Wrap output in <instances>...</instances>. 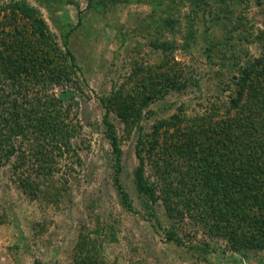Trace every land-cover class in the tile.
<instances>
[{
    "label": "rangeland",
    "instance_id": "1",
    "mask_svg": "<svg viewBox=\"0 0 264 264\" xmlns=\"http://www.w3.org/2000/svg\"><path fill=\"white\" fill-rule=\"evenodd\" d=\"M28 1L40 10L61 50L65 49V38L75 57L77 70L70 81L51 85L44 92L41 89L40 97L42 100L44 95L58 98L61 93L67 94L61 109L74 128L69 141L78 160L71 152L62 158L53 156L49 160L50 174H39L34 170L38 162L32 155V141H24L21 147L27 163L19 171L23 170V176L30 173V179L38 177L39 182H45L40 186L42 192L33 198H28L13 182L11 165L17 164L16 158L0 166L3 217L0 219V264H71L81 235L95 243L102 264H264V250L230 252L226 240L206 234L207 228L185 211L181 220L168 218L162 200L146 202L138 196L132 175L139 163L135 144L140 136L144 176L157 183L155 194L160 195L162 177L157 176L154 164H162L163 154L161 147L148 148L152 127L174 116L185 119V116L210 112L211 106L221 107L227 102L229 86L235 81L232 75L238 66L236 59L240 61L244 55L258 56L261 51L258 41H252L249 36L247 45L233 49L231 44L236 39L233 36L238 28L250 32L262 29L263 8L250 9L254 23L246 22L245 27L234 19L221 20L214 27L208 25L214 42L213 52H208L202 36L203 19L193 12L195 7L189 0H172V3L132 0L112 4L103 12L88 9L87 0ZM157 3L160 6L152 12L153 4ZM165 17L178 21L174 30L157 28L159 18ZM190 24L194 32L185 47L186 27L191 29ZM157 37L160 41L174 42L169 51L174 63L171 61L159 69V73L166 72L170 76L173 73L174 82L171 81L167 89L161 88L156 96L148 89L137 94L135 86L141 91L140 85L145 81L142 82L141 75L131 78L135 65L152 67L163 57L150 43ZM145 84L153 89L149 81ZM32 91L34 94L36 90ZM117 91L131 96L130 102L137 103L140 110L135 112L136 125L129 122V126H124L113 110L108 115L119 138L122 152L119 179L132 203L131 211L122 205L113 184V155L104 136L105 110L99 100ZM145 97V102L140 100ZM190 123L182 121L178 129L185 132L189 126L198 131L197 123L205 125L198 121L195 125ZM158 133L157 141L162 145L171 141L180 144L186 137L178 136L176 128L162 127ZM16 141H20V137ZM179 151L183 152L182 156L168 159L170 167L178 170L185 167L179 161L189 156L184 145ZM54 187L60 190L59 194ZM168 231L182 244L169 241Z\"/></svg>",
    "mask_w": 264,
    "mask_h": 264
},
{
    "label": "trees",
    "instance_id": "2",
    "mask_svg": "<svg viewBox=\"0 0 264 264\" xmlns=\"http://www.w3.org/2000/svg\"><path fill=\"white\" fill-rule=\"evenodd\" d=\"M129 2L132 0H87V8L103 12L112 4ZM169 2L172 3V0ZM189 2L195 7L193 12L203 19L202 36L208 52H213L214 47L208 25L214 27L221 20L234 19L245 27L246 22L254 23L249 13L255 6H261L264 15V0ZM159 6L158 3L153 4L152 12ZM262 22L263 28H256L255 32L246 28L236 29L237 34L233 36L236 39L231 44L233 49L247 45L249 36L252 41H258L261 51L258 56L244 55L240 61L236 59L238 66L235 75H232L235 81L232 87L229 86L227 102L223 106H211L210 112L185 116V119L174 116L152 127L148 148L161 147L160 153L163 154L162 164H154L157 176L162 177L160 195L155 194L157 183L144 176L140 136L135 144V156L139 163L132 175L138 196L146 202L162 200L168 218L181 220L183 211L187 212L189 217L197 218L207 228L206 234L226 240L229 251L233 253H240L243 249L264 250V17ZM177 23L173 17L159 18L157 28L160 31L174 30ZM190 26L191 29L186 27L185 47L194 32L193 25ZM160 40L157 37L150 41L151 46L163 55L160 62L152 67L136 64L132 72L131 78L141 75L142 82L149 81L153 87L150 88L145 82L139 84L141 91L135 86L137 94H143V89H148L156 96L161 88L167 89V85L174 82L171 79L175 77L173 73L171 76L166 72L159 73V69L168 66L171 61L174 63L173 56L169 55L174 42ZM63 44L65 49L61 50L42 13L28 0L0 1V166L16 158L18 165L15 162L11 165L13 182L28 198L40 194L45 182H39L38 177L30 179V173L23 176V170L19 171L27 163L21 147L24 141H32V155L38 162V168L34 170L39 174H50L53 156L62 158L71 152L78 160L69 141L74 128L66 121L61 109V102L68 98L67 94L61 93L58 98L44 95L42 100L40 97L41 89L44 92L51 85L70 81V76L77 70L75 57L68 49L65 38ZM171 67L172 64L169 70ZM31 89L36 90L34 94ZM130 99L131 96L120 91L99 98L105 110L102 118L104 136L113 155V184L128 211L132 210V203L119 179L122 152L108 115L113 110L124 126H129V122L136 125L135 112L139 113L140 110L137 103L130 102ZM32 100L36 102L30 103ZM140 100L145 102L146 97ZM182 121L191 122L189 125H195L198 121L206 126H198L197 123L198 131L188 126L182 132L178 129ZM162 127L168 130L176 128L178 136H186L184 141L180 144L172 141L160 144L157 136ZM17 137H20V141H16ZM181 145L185 146L189 156L179 161L185 167L178 170L170 167L171 161L168 159L182 156V151H179ZM44 189L47 186L42 189L46 191ZM54 190L59 194L60 190L57 191L55 187ZM1 213L0 219H3ZM166 236L169 241L182 244L171 231ZM74 249L71 264H102L95 243L89 241L87 236L81 235Z\"/></svg>",
    "mask_w": 264,
    "mask_h": 264
}]
</instances>
